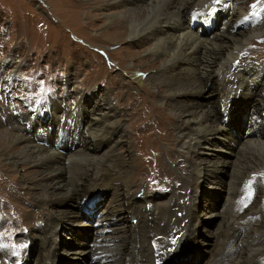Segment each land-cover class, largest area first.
<instances>
[{"label":"bare ground","instance_id":"obj_1","mask_svg":"<svg viewBox=\"0 0 264 264\" xmlns=\"http://www.w3.org/2000/svg\"><path fill=\"white\" fill-rule=\"evenodd\" d=\"M65 4L68 15L65 20L60 15L58 19L62 23L60 26L69 29V33L76 30L73 26L79 24L82 11L88 9L83 28L101 22L104 30L100 36L127 41L131 47L137 44L145 47L142 51L145 57L139 63L145 65V71H135L136 67L126 66V61L117 64L112 53L106 52L116 67L132 72L131 80L139 91L146 90L147 86L152 88L153 91L146 94L155 96L160 104L152 108L160 112L165 109L170 114L166 117L172 121L168 127L176 140L166 155L175 162L179 156L173 148L176 146L182 152L187 166L184 174L187 191L179 192L182 196L164 205L167 208L154 209L151 200L165 199L174 191L171 193L166 187L164 191H146L143 182L136 186L131 175L138 160L135 151L146 154L145 161L149 164L158 163L157 147L149 145L153 155H148L138 137L132 139L133 151L127 155L118 153L121 139L127 138L125 144H128L130 136L126 129L128 115L119 110V99L114 95L112 98L110 89L103 90L94 95L92 109L88 111L82 100L87 95L76 97L81 90L75 93L74 82L66 90V81L62 95L64 99H72L71 107L63 104L64 100L51 96L41 107L28 105L24 117L14 115V119H5L9 125L16 126L14 129L0 130L4 143L10 145L13 141L20 147L16 152L12 147L0 155L3 160L0 171L16 169L20 163L30 164L36 173L30 180L31 187L38 192L33 207L48 212L41 216L42 226L34 229L31 227L32 212L26 213L27 226L34 231L33 235L37 232L40 236L41 260L35 264H53L58 255L55 234L61 224L77 226L82 223L79 213L50 215L57 205L70 202L79 203L83 211L89 206L94 209L93 197L101 191L109 192L110 199L95 223L99 228L76 254L92 253L96 264H176L199 228V215L192 210L194 203L190 206L188 202L193 201L202 183L217 186V176L227 172L230 166L231 186L222 211L213 208L204 213L205 217L217 216L221 221L214 234L213 248L202 264H264V99L257 95V88L264 86V66L245 65V57L239 56L247 43L260 39L258 35L264 31V8L252 11L246 6L238 7L233 0H66ZM94 10L96 14L93 15ZM222 17L221 27L214 30ZM235 35L240 39L232 41ZM125 52L128 59L137 56V53ZM7 64L5 61L0 64V80L5 84L11 81L9 73L3 74ZM211 82L213 90L208 93ZM118 86L127 88L120 81ZM123 95L131 99L128 93ZM227 100L232 101V106L243 100L253 104L254 111L251 118L244 121L246 131L240 141H235L233 134L225 133L224 123L230 121L231 107H227ZM261 107L263 117L258 113ZM45 115L52 119L48 121ZM143 128L150 130L147 137H151L152 144L157 138L153 139L150 126H138L136 133ZM163 138L158 136L160 143L164 142ZM216 139L225 140L226 144L218 148L227 152L228 157L212 163L197 150L201 146H205V150L215 148ZM170 141L172 138L167 139ZM248 150H255L258 158L251 156L242 160V153ZM7 180L14 184L10 176ZM253 185L249 200L241 203L246 190ZM19 190L21 188L15 186L14 191ZM0 207L4 209L1 203ZM2 213L0 220L5 218ZM133 218L136 223L129 224ZM17 228L20 230L19 224L15 225V232ZM3 258L10 264L21 262L14 260L20 259V255L11 254L1 246L0 259Z\"/></svg>","mask_w":264,"mask_h":264},{"label":"rangeland","instance_id":"obj_2","mask_svg":"<svg viewBox=\"0 0 264 264\" xmlns=\"http://www.w3.org/2000/svg\"><path fill=\"white\" fill-rule=\"evenodd\" d=\"M92 1L88 0V2ZM47 2L50 4L48 5ZM65 2L66 0H0V64L1 61L8 62L3 74L9 73L11 77V81L6 82V84L0 80V121L3 124L0 130H5L6 128L9 130L14 129L16 126L13 124L9 125L5 119H14V115L24 117L27 114L28 105L41 107L51 96H56L60 99L59 101L64 100L63 104L71 107L72 99H64L62 95L63 84L66 81V90L68 87L73 86L72 82H74L75 93L81 90L79 93H76V97L83 94L87 95L82 100L85 102L84 105L88 107V111L92 109L94 95L97 93L101 94L103 90L110 89L113 93L112 98L116 97V99H119V103L121 104L119 110H124L128 115L125 117L129 119L127 123L129 126L127 125L128 128L126 127V129H128V133L130 132V136H132V138L128 136V144H125V141H127L125 139L127 138L121 139L118 153L127 155L129 151H133L132 139L136 138L137 140L138 137L139 144L146 147L145 153L148 155L152 154L149 150V145L157 147L159 151V156L157 157H160V162L158 161L157 163L156 161V163L152 162L149 164L148 161H145L146 154L141 155L142 152H137L136 150L135 154L138 160L131 179L136 181V186L138 183L143 182L142 185L146 191H164L166 188H170L171 193L174 191V194L171 196L168 193L165 199L160 197L161 199L156 201L151 200L154 209L163 210L167 208L164 205H169L177 196H182L179 192L182 191L184 193L187 191L184 188V174L187 166L182 152L176 146L173 148L174 153L179 156L178 161L175 162H172L171 158L166 155L168 153L167 150L170 147L172 148L173 140H176L174 132L171 133V127H168L171 126L172 121L166 117L170 116V114L165 109H161L162 111L160 112L159 109L152 108L153 106H160L155 96L152 97L146 94L147 92H152V88L147 86L145 87L146 90L139 91L136 83L131 80L132 72H126L124 71L125 69L116 67L112 58L107 54V52L112 53L111 57L115 59L117 64L126 61V66L136 67L135 71H145V65L139 64L140 60L145 57V54L142 53L145 47H142L141 44L131 47L127 41H115L105 36H100L104 30L102 27L104 23L101 22H97L94 27L83 28L82 26L87 23L85 13L89 11L88 9L82 11V15L79 17V24L77 23L78 25L73 26L76 30H72L69 33V29L60 26L62 23L58 19L60 15L65 20V16L68 15V7ZM233 3L241 8L246 6L247 9L249 8L252 11L264 8V0H233ZM92 12L93 15L96 14L95 10ZM222 22H224L223 17L215 24L214 30L219 29ZM258 37L260 38L258 41L247 43L241 49L244 51H241L239 56L241 58L245 57V65L256 63L264 66V38H262L264 37V31ZM232 38V41L240 39L238 35ZM89 44L95 46V48H92ZM125 51L137 53V58L134 56L133 59H128L126 56L127 52ZM242 68H245V66H242ZM143 74L147 75L146 73ZM119 81L124 85L126 84L127 88L120 89L118 86ZM212 84L213 82L210 83L207 89L208 93L213 90ZM123 93H128L131 99L127 100ZM31 94L33 96H30ZM257 95L264 99V86L261 85L257 88ZM227 101V107H231L229 108L230 118L228 117L230 121L227 120L224 123L225 133L233 134L235 141H240L241 136L246 131V128H243V124H245L247 119L251 118L254 111L253 104L249 100H243L232 106L230 105L232 101ZM5 110L7 112H2ZM258 113H261L263 117L262 107L259 108ZM44 117H47L48 121L52 119V117L48 118V115ZM138 126H150L152 137L155 136L153 139H157L153 140L152 144H150L151 137H147L150 130L147 131V129L143 128L142 131L139 130L136 133ZM158 136L164 137V142L161 140L160 143ZM170 138H172V141L167 142V139ZM133 141L134 145H136V141ZM214 142L216 144L215 148L205 150V146H201L197 150L201 157L212 163L228 157L227 152H223L218 148L226 144L225 140L216 139ZM47 143L50 144L48 141ZM233 144L231 143V147L234 146ZM43 145L47 146V144ZM12 147L14 148L13 152L20 149L19 145L13 141L10 145H7V142L4 143L0 139V155L9 148L11 150ZM137 148L139 147L137 146ZM251 156L258 158L255 150L244 151L242 153V160H244V157L249 158ZM2 164L3 160L0 158V165ZM231 169L232 167L230 166L227 172L220 173L217 176V180H219L217 186L202 183L193 197V201L188 202L190 206L194 203L192 210L196 211L199 215V228L194 237L190 239L186 252L176 261V264H202L209 256V252L213 248L214 234L220 224L221 218L217 216L205 217L204 213L206 210L213 208H216L217 211H222L229 196L228 189L231 186ZM73 170L71 171L73 172ZM134 172H136L135 175L139 172L136 177ZM35 175L36 173L27 162L18 164L16 169L5 168L0 171V203L2 208H4L1 210L0 207V214L2 211V215L5 217L0 220V247L4 246L11 254L20 255V259H14L16 263L17 260H21L20 264H35L41 260L38 249L40 236L37 235V232L36 235L32 234L34 231L29 229L25 219L26 213L31 214L32 212L30 215L32 217L31 227L33 229L34 227L40 228L42 226V214H48L47 210L43 208L38 207L34 209L33 207V200L38 197V192L32 189L30 180ZM9 176L14 179V184L7 180ZM255 185L249 190L241 186V189L248 192L244 194L241 203L249 200L251 196L250 192L253 191ZM15 186L21 188V190L15 192ZM162 186L164 187L161 188ZM135 188L138 189L137 187ZM136 195L134 196L135 199ZM258 196L261 197L259 194ZM93 199L94 209L89 206L83 211L79 203L75 205L66 202L57 205L55 210L50 213L54 217H60L66 212L79 213L78 218L82 222L77 226L61 224V227L55 234L58 255L55 257L53 264H96L92 253H85L84 255L76 254L78 253V248L82 244H87L95 230L99 228L95 223L109 201L110 193L101 191L100 193H96ZM137 200H140V198H137ZM181 200L182 198H178V201ZM237 209L236 207L235 212ZM128 223L134 225L131 220ZM18 224L20 230L17 228L18 231L15 232V225L17 226ZM6 225H9L11 228L7 229ZM6 262V259H0V264H10L9 261Z\"/></svg>","mask_w":264,"mask_h":264}]
</instances>
